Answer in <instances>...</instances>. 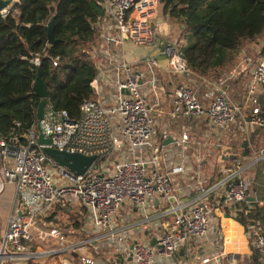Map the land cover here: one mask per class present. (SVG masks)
Listing matches in <instances>:
<instances>
[{
  "label": "built area",
  "instance_id": "2783aa9c",
  "mask_svg": "<svg viewBox=\"0 0 264 264\" xmlns=\"http://www.w3.org/2000/svg\"><path fill=\"white\" fill-rule=\"evenodd\" d=\"M102 5L104 16L90 51L97 94L82 104L81 119L73 121L48 100L43 119L23 138L0 137V178L17 194L7 224L0 221V264H237L215 222L248 203L250 182L237 160L224 166L225 176L214 185L196 182L198 191L185 200L173 176L188 171L185 152L191 139L184 133L172 148L156 141L158 121L148 95L159 87L157 56L180 57V47L162 41L154 28L159 0H104ZM127 42L154 55L131 64L123 56ZM256 53L254 58L244 52L230 76L211 83L207 104L190 86H179L171 119L204 118L224 130L244 116L248 125L264 129V55ZM32 62L39 66L41 58ZM245 65L252 68L251 80L244 98L232 102L228 81ZM41 135L51 143L40 144ZM46 147L97 160L79 176L47 156ZM258 160L264 161L263 150L253 161ZM60 205L83 211L84 239L69 237L56 222L39 226V219L51 217ZM253 235L254 249L264 256V234L257 229ZM104 251L113 259L102 258Z\"/></svg>",
  "mask_w": 264,
  "mask_h": 264
},
{
  "label": "trees",
  "instance_id": "16d2710c",
  "mask_svg": "<svg viewBox=\"0 0 264 264\" xmlns=\"http://www.w3.org/2000/svg\"><path fill=\"white\" fill-rule=\"evenodd\" d=\"M103 2L21 0L14 10L0 18V137L14 134L23 138L37 122L41 99L34 91V83L39 73L54 108L67 111L73 121L81 119L82 104L96 98L92 83L97 67L90 51L99 35ZM159 2L163 16L194 37L193 43L181 52L190 74L217 81L237 67L243 49L250 44H257L259 55H264V0ZM52 18L58 42L49 45L46 26ZM37 56L41 64L34 66L32 60ZM56 58L57 66L53 63ZM239 74L231 81L235 88L241 80ZM249 82L239 83L244 91L238 99L245 96ZM57 210L69 221L56 222L67 235L80 229L77 211L61 205ZM56 215L55 212L49 219ZM259 218L256 211H240L238 221L253 234L251 228L254 222L261 221ZM252 251L253 263L261 264L258 251Z\"/></svg>",
  "mask_w": 264,
  "mask_h": 264
},
{
  "label": "crops",
  "instance_id": "0c3cea01",
  "mask_svg": "<svg viewBox=\"0 0 264 264\" xmlns=\"http://www.w3.org/2000/svg\"><path fill=\"white\" fill-rule=\"evenodd\" d=\"M153 25L160 39L165 43L177 44L179 46L180 43H183L182 39L187 37L183 31L184 28L166 19L160 9L158 15L153 19ZM136 48H138L137 51ZM151 55H154V53L150 49L135 46L131 42H127L123 50L124 58L131 64L137 66L147 56ZM242 58L243 53L240 55L238 62ZM157 60L160 66L157 69L160 80L159 87L148 95V103L154 117L158 121L159 130L156 141L172 148L175 140L179 139L184 133H187L191 139L190 147L185 152V156L189 158L188 171L181 175L173 176V185L176 191L185 200H189L198 191L196 182L202 181L205 186L214 185L225 176L224 166L233 163V160H237L243 177L250 182L247 198L248 203L240 206V211L243 213L258 212L260 215L259 220L261 221L254 222L255 225L251 229L253 231L258 229L264 234V161H253L256 156L261 154L262 150L264 151V129L248 125L244 116H240L234 124H231L224 130H216L204 118L180 116L172 120L170 117L173 109L172 95L179 86L188 85L194 87L200 99L207 104L208 100L206 99V95L211 90V83L213 81L190 74L181 55L173 60H168L160 55L157 56ZM242 70L239 74V76H242L237 88L231 83L233 78L227 84V92L232 102H239L244 97L242 95L238 99V96L243 94L244 91V87L239 83L245 84V81L249 82L251 79L252 68L245 65ZM232 73L233 69L226 76H230ZM234 90H236L235 93ZM165 133L168 134L166 139H164ZM167 140H170L169 144H165ZM260 168L261 177L259 176ZM215 195V192L212 193L210 197L211 203H214ZM16 197L15 189L12 186L3 184L0 178V220L3 225L7 224ZM250 198L254 202L250 201ZM73 211H77L76 213L80 216L83 214V211ZM56 214L53 220L49 219L52 217L40 218L38 221L39 226L44 227L55 222H62L61 214L66 218V215L58 210H56ZM84 218L83 216L82 220ZM215 222L221 227L227 253L233 254L237 259H240L242 256L243 260L244 258L247 259L252 256L254 235L250 231H247L242 223L235 220L232 216L225 217L222 214L216 217ZM147 234L148 232H146ZM68 236L76 238L77 240H80L79 238L81 236L86 237L81 232V227L76 231L68 232ZM54 247H59V245L57 244ZM208 252L213 253L214 249L210 247ZM183 255L180 254L181 257ZM260 261L261 264H264V256H260ZM224 264H228V262L225 261ZM237 264H240V262L237 261Z\"/></svg>",
  "mask_w": 264,
  "mask_h": 264
},
{
  "label": "water",
  "instance_id": "95a60500",
  "mask_svg": "<svg viewBox=\"0 0 264 264\" xmlns=\"http://www.w3.org/2000/svg\"><path fill=\"white\" fill-rule=\"evenodd\" d=\"M21 0H0V18L5 17L12 10H14L19 4ZM55 19L52 18L47 26V38L49 45H54L58 42V39L55 37ZM34 91L37 96L41 99L40 104L37 110V119L41 121L44 117L45 109L48 104L49 92L46 84L41 78L40 73L34 83ZM128 94V92H124ZM39 142L42 145H49L51 143L50 139H46L43 135L40 136ZM170 140L165 141V144H169ZM44 153L52 158L59 166L65 167L71 172H74L76 175H84L88 169L95 163L97 160L96 156H84L79 153H68L66 151H59L52 148H43ZM253 201V199H249ZM150 244L154 246L156 244V240L152 239ZM184 250H181V255H183Z\"/></svg>",
  "mask_w": 264,
  "mask_h": 264
},
{
  "label": "rangeland",
  "instance_id": "374dc122",
  "mask_svg": "<svg viewBox=\"0 0 264 264\" xmlns=\"http://www.w3.org/2000/svg\"><path fill=\"white\" fill-rule=\"evenodd\" d=\"M160 11H161V9H160ZM158 33V32H157ZM159 35V34H158ZM161 35V34H160ZM187 37L186 38H184V39H182L183 40V43H180V48H179V50H180V55H181V51H183L187 46H189V45H191L192 43H193V41H194V37L190 34V33H186L185 34ZM257 45V44H256ZM255 44H250V45H247L244 49H243V52L242 53H244V52H247V54L250 56L251 54H255L256 52H257V50L259 51V49L257 48V46H256ZM137 49L138 48H136V51H137ZM142 51H143V49H141ZM256 55H257V53H256ZM191 88H194V87H191ZM195 89V88H194ZM196 90V89H195ZM239 215H240V210H239V207H236L235 208V211H234V213H233V218L235 219V220H239ZM83 216H84V214H82V216H80L79 217V220L81 221L82 220V218H83ZM61 218H62V220L61 221H65V224H68V219H66L65 218V216H63L62 214H61ZM1 221V220H0ZM3 224V223H2ZM101 257L102 258H104V259H110V260H112L113 259V256L111 255V254H107V251H104L103 252V254L101 255ZM98 259H100V258H98ZM236 260L238 261V262H240V264H254L253 263V260L251 259V256H250V258L248 257L247 259H245L244 258V260L242 259V256L240 257V259H237L236 258Z\"/></svg>",
  "mask_w": 264,
  "mask_h": 264
}]
</instances>
